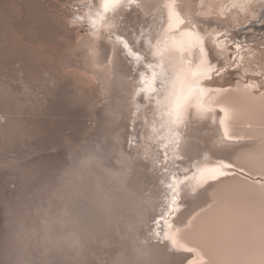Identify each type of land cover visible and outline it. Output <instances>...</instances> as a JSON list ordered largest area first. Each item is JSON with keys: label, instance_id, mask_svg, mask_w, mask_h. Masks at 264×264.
Returning a JSON list of instances; mask_svg holds the SVG:
<instances>
[{"label": "bare ground", "instance_id": "1", "mask_svg": "<svg viewBox=\"0 0 264 264\" xmlns=\"http://www.w3.org/2000/svg\"><path fill=\"white\" fill-rule=\"evenodd\" d=\"M259 26L264 0H0V264H264Z\"/></svg>", "mask_w": 264, "mask_h": 264}, {"label": "snow or ice", "instance_id": "2", "mask_svg": "<svg viewBox=\"0 0 264 264\" xmlns=\"http://www.w3.org/2000/svg\"><path fill=\"white\" fill-rule=\"evenodd\" d=\"M247 88L255 89V88H256V85H254V84H253V85H248ZM262 95H264V94H262ZM222 111H223V115H224V120L221 121V123L224 124V127H225V135L227 136V135H228V131H229V129H228V125H227V123H226L227 118H228V113H227L226 110H222ZM260 164H261L262 167H264V155H262V156L260 157ZM205 171L210 172L213 176H215V175H222V173L220 172L219 169L202 170V171H201V179L206 178V176H205ZM176 204H177V200H176V198H173V200H172V210H173V211L175 210ZM166 219H167L166 217H163V218L157 220V221H156L157 225L161 224V223H162L164 220H166ZM170 229H171V225H168V226L164 229V235H165V238H169V239H171L172 244H173L174 246H178L179 243H178V241L176 240L175 236L170 234ZM156 234H157L158 236L161 234L160 231H159V229L157 230V233H156ZM179 247L181 248V250L186 251V252H188V253H193V252L195 251V249L192 248V247H185L184 245H179Z\"/></svg>", "mask_w": 264, "mask_h": 264}, {"label": "rangeland", "instance_id": "3", "mask_svg": "<svg viewBox=\"0 0 264 264\" xmlns=\"http://www.w3.org/2000/svg\"><path fill=\"white\" fill-rule=\"evenodd\" d=\"M6 1V0H5ZM8 6H9V3H4L3 4V7L6 9V8H8ZM66 9H68V7L66 8ZM8 11H10V12H13L14 11V8L12 7V8H9L8 9ZM248 29H250V28H247V30ZM258 30H261V32H264V28H260V26H259V28H258ZM5 44H3V45H1V46H4ZM4 65H6L5 63H4ZM15 66H17V65H15ZM1 72H7V69L5 68V66H3V65H0V73ZM93 96H94V93H93ZM86 105V103H83V102H81V104H80V107H84ZM85 109V108H84ZM87 114L89 115V118H91V113H90V110L88 109V111H87ZM39 118H42V116H39ZM44 118H60V117H48V116H44ZM61 119H76V120H82V121H84L85 120V118H79V117H70V118H65V117H62ZM87 124H90V122H87ZM84 135H79V136H77V138H76V140H80L82 137H83ZM52 146H54V145H50V144H48V145H45L44 146V148L45 147H52ZM32 151H34L33 149H25L24 151H23V154H27V153H31ZM21 155V154H20ZM11 154H9V156H8V160H9V158H11ZM7 168H10V167H7ZM12 171H14L15 172V170H12ZM19 179H20V177H18ZM4 183V181L2 180H0V185H2V186H5L3 183ZM22 185V183H19V185ZM7 187H9V188H7ZM5 188H6V190L7 191H10V190H12L13 189V186H11V185H9V186H5ZM12 188V189H11ZM8 196H10V194L8 193ZM1 201H0V218H2V217H4V213H3V209H1ZM3 213V214H2ZM2 215V216H1ZM2 219H0V221H1ZM1 224V223H0ZM2 226V224L0 225V227Z\"/></svg>", "mask_w": 264, "mask_h": 264}]
</instances>
